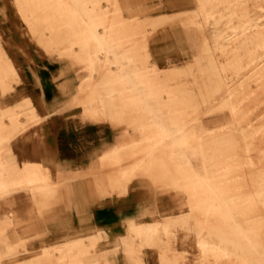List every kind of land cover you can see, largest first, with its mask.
Wrapping results in <instances>:
<instances>
[{
    "label": "rangeland",
    "instance_id": "obj_1",
    "mask_svg": "<svg viewBox=\"0 0 264 264\" xmlns=\"http://www.w3.org/2000/svg\"><path fill=\"white\" fill-rule=\"evenodd\" d=\"M143 2L10 5L27 37L86 74L87 101L101 103L121 128V141L102 159L112 171L106 181L123 191L142 176L185 197L180 216L129 224L132 257L150 245L160 264H264V0H178L183 8L162 15ZM159 29L168 42L163 53H185L179 66L166 61L160 69L151 61ZM4 79L10 85L14 74L0 50V91ZM16 110L13 116L29 117ZM38 173V166L22 169L35 179L26 185H42L30 193L45 196L47 178ZM29 241L10 239L0 264H107L105 255L73 253L80 239L38 251Z\"/></svg>",
    "mask_w": 264,
    "mask_h": 264
},
{
    "label": "crops",
    "instance_id": "obj_2",
    "mask_svg": "<svg viewBox=\"0 0 264 264\" xmlns=\"http://www.w3.org/2000/svg\"><path fill=\"white\" fill-rule=\"evenodd\" d=\"M143 3L158 8L151 11L154 15L183 8L178 0ZM16 10L10 0H0V50L14 74L10 85L1 82L0 91V135L5 140L0 142V251L7 252L10 239L30 238L31 251L80 239L82 247L73 253L105 255L107 264H160L158 250L150 245L132 257L134 235L128 226L180 216L184 195L159 191L142 176L125 182L123 191L120 182L106 181L112 171L102 159L121 141V128L105 117L101 103L87 101L88 86L81 85L86 74L67 58L45 53L22 32ZM161 31L152 35L151 61L160 69L166 61L179 66L185 53H163L168 42ZM18 107L31 119L13 116ZM25 166L40 168L37 176L47 178L49 194L30 193L42 185L25 184L35 180L23 177Z\"/></svg>",
    "mask_w": 264,
    "mask_h": 264
}]
</instances>
